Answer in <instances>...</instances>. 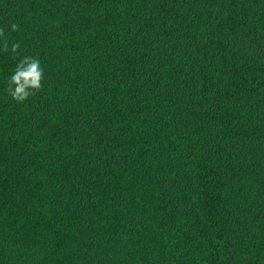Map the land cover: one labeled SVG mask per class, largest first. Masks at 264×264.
Here are the masks:
<instances>
[{"label":"trees","instance_id":"trees-1","mask_svg":"<svg viewBox=\"0 0 264 264\" xmlns=\"http://www.w3.org/2000/svg\"><path fill=\"white\" fill-rule=\"evenodd\" d=\"M0 264H264V0H0Z\"/></svg>","mask_w":264,"mask_h":264},{"label":"clouds","instance_id":"clouds-1","mask_svg":"<svg viewBox=\"0 0 264 264\" xmlns=\"http://www.w3.org/2000/svg\"><path fill=\"white\" fill-rule=\"evenodd\" d=\"M12 30L17 28V24L10 25ZM19 45L15 42L11 44V50L15 51ZM44 69L41 61L33 56H23L15 64L14 69L8 76V92L10 96L17 100H25L33 90H38L42 86Z\"/></svg>","mask_w":264,"mask_h":264}]
</instances>
